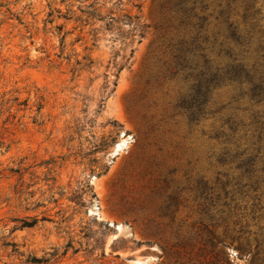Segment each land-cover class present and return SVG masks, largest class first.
<instances>
[{
	"label": "rangeland",
	"instance_id": "374dc122",
	"mask_svg": "<svg viewBox=\"0 0 264 264\" xmlns=\"http://www.w3.org/2000/svg\"><path fill=\"white\" fill-rule=\"evenodd\" d=\"M93 2L0 0V264H251L237 248L264 244V187L239 181L221 134L250 122L245 88H212L191 117L172 70L190 37L163 0ZM233 213L243 233L223 235Z\"/></svg>",
	"mask_w": 264,
	"mask_h": 264
},
{
	"label": "trees",
	"instance_id": "16d2710c",
	"mask_svg": "<svg viewBox=\"0 0 264 264\" xmlns=\"http://www.w3.org/2000/svg\"><path fill=\"white\" fill-rule=\"evenodd\" d=\"M92 1L86 9H90L97 0ZM163 6L168 16L177 21L190 37L189 40H181L173 49L172 70L185 74L190 81L193 102H196L189 106L191 117H204L209 113L208 98L212 88H245L242 96L250 100L255 110L251 112L248 123L227 119L230 132L228 135L221 133L225 137L224 152L229 162L236 163L240 182L245 180L246 186L254 191L264 187V0H163ZM211 6L216 13L217 31L210 36L208 26L212 14L207 12ZM126 18L133 32L142 38L147 27L140 23V18ZM71 19L65 18L67 21ZM110 21L116 22L114 18ZM132 54L133 50L130 58ZM80 63L76 61V65ZM112 63L116 65L115 59ZM254 201L260 202V196H255ZM257 207L259 204L253 206L254 209ZM232 217L236 219L232 223L233 228L230 229L229 222L224 220L223 235L229 231L243 233V220L234 213ZM209 236L213 238L211 233ZM201 249L202 255L199 256L208 260L212 258L209 256L211 253ZM237 250L250 256L251 264H264L263 242L258 243L254 254L246 239ZM220 260L223 262L222 257Z\"/></svg>",
	"mask_w": 264,
	"mask_h": 264
}]
</instances>
